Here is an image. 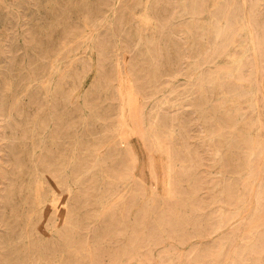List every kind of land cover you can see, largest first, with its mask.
I'll return each instance as SVG.
<instances>
[{
    "label": "rangeland",
    "instance_id": "374dc122",
    "mask_svg": "<svg viewBox=\"0 0 264 264\" xmlns=\"http://www.w3.org/2000/svg\"><path fill=\"white\" fill-rule=\"evenodd\" d=\"M59 6L0 5V264H264V0H103L45 83Z\"/></svg>",
    "mask_w": 264,
    "mask_h": 264
},
{
    "label": "bare ground",
    "instance_id": "6f19581e",
    "mask_svg": "<svg viewBox=\"0 0 264 264\" xmlns=\"http://www.w3.org/2000/svg\"><path fill=\"white\" fill-rule=\"evenodd\" d=\"M46 1L50 2L51 0H46ZM111 1L112 0H110V3H111ZM52 2H54L55 4L61 5L62 9H64V8L67 9V6L73 3V5H74V7H75V9L77 11V14H76L75 17H72V15L69 14V13L65 14V13H61V12H59V13L55 12L54 13V17L58 20V22H62V23H66V24H69V23L73 24L74 23L73 25L80 24L82 29H81V31L79 33L73 34V38H70V40H68L67 42L62 43V45L60 44L61 45V47L59 48L61 50L60 53L55 54V55H51L48 52L45 53L44 57L51 59L50 60V64H49V66L47 68V71H46L45 74L42 73L38 77H36V73H34V77H33L34 80H38V79L43 78L44 81L43 80L42 81L45 82V83H48L50 81V79H51V76L58 70V61H59V59H62L64 57L69 56V53H71L72 51L77 49L79 44L78 43L75 44V42L78 39H79L78 42H83L86 39H90L92 31L95 28H97V26H99L101 24L100 17H93L92 18V16H90V14H91L92 10H96V9L99 8V5H101L103 3V0H94V2H96V3L93 4V7H92L91 4H88L87 0H52ZM104 2H108V0H104ZM2 3H3V0H0V5ZM206 6H207V4H206ZM61 7L59 6L60 9H61ZM155 9H156V7H155ZM193 12H195V11H193ZM156 13H157V10H156ZM143 17H144L143 19H146V18L153 19L154 21H156L155 24H158L159 26H164L165 25V20H164L165 16L161 15V11H160L159 14H156V15H153L151 12L149 13V11H147V12L145 11V13L143 14ZM206 26L211 27V21H209L208 23L202 25L201 26L202 28L201 27H198V28H201L202 30H205V29H207V28H205ZM86 27H88V31L87 32H86V30H84V28H86ZM34 35H35V33H33V31H32L31 35H30L32 40L35 39ZM101 42H102V39L100 40L98 37H96L94 39L95 49L97 50L96 61H97L98 64L100 62V54H101V52L103 50V46L100 47ZM98 51H99V53H98ZM158 90L159 91L162 90L161 87ZM143 97L146 98L145 94H143ZM3 101L7 102L8 100L5 97ZM129 123H130L131 127H135V124H134V121L132 120V117L129 118ZM60 202H62V201H60ZM135 264H144V263L142 261H140V260H137L135 262Z\"/></svg>",
    "mask_w": 264,
    "mask_h": 264
}]
</instances>
